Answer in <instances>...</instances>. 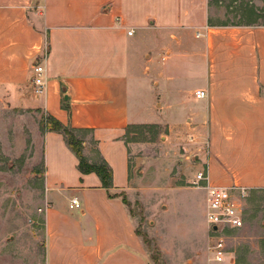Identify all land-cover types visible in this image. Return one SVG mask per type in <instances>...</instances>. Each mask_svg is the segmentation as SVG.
<instances>
[{
  "label": "crops",
  "instance_id": "1",
  "mask_svg": "<svg viewBox=\"0 0 264 264\" xmlns=\"http://www.w3.org/2000/svg\"><path fill=\"white\" fill-rule=\"evenodd\" d=\"M0 89L15 106L90 131L99 154L86 142L85 157L112 169L108 192L79 172L63 135L42 134L46 264H151L123 201L136 181L129 127L164 128L170 153L184 144L213 185L264 190V25L213 24L209 0H0ZM169 187L164 212L177 206L168 192L193 189ZM73 198L82 209H70Z\"/></svg>",
  "mask_w": 264,
  "mask_h": 264
},
{
  "label": "rangeland",
  "instance_id": "2",
  "mask_svg": "<svg viewBox=\"0 0 264 264\" xmlns=\"http://www.w3.org/2000/svg\"><path fill=\"white\" fill-rule=\"evenodd\" d=\"M209 5L213 24L264 25V0H209ZM8 98L0 89V264H46L41 147L48 117L35 108L15 106ZM75 134L88 142L91 155L98 159L90 134ZM164 135V128L156 126L126 131L136 181L131 194L123 197L151 264H214L208 251L209 230L204 242L206 201L192 183L193 153L185 160L184 144H179L177 154L170 153ZM165 174L172 180L164 181ZM170 184L193 189L168 192L177 206L164 212ZM245 215L244 228L228 232L234 264H264V190L251 192Z\"/></svg>",
  "mask_w": 264,
  "mask_h": 264
},
{
  "label": "built area",
  "instance_id": "3",
  "mask_svg": "<svg viewBox=\"0 0 264 264\" xmlns=\"http://www.w3.org/2000/svg\"><path fill=\"white\" fill-rule=\"evenodd\" d=\"M116 22L119 24L120 19H117ZM43 74L44 68L40 63L36 64L33 67L31 80L33 93L36 97L43 96L46 91ZM196 95L198 98H204L207 93L199 91ZM192 183L195 188L206 191V221L210 238H212L208 246L210 260L214 264H234L228 246V232L239 231L244 228L245 207L251 195L250 190L235 185L224 187L211 184L208 168H203L197 172ZM70 209H82V205L77 198L71 200Z\"/></svg>",
  "mask_w": 264,
  "mask_h": 264
},
{
  "label": "trees",
  "instance_id": "4",
  "mask_svg": "<svg viewBox=\"0 0 264 264\" xmlns=\"http://www.w3.org/2000/svg\"><path fill=\"white\" fill-rule=\"evenodd\" d=\"M43 126H44V130L57 132V133H60L61 135H63V137L66 141V144L68 145V147L72 150V152L78 158V161H79L78 170H79V172L83 175H88L91 173L96 174L100 178L103 188L109 192V190L113 186L112 169L102 159L98 163H90L83 153L84 140L79 139L75 134L76 132H82V133H89L90 134V131L70 129L68 127L63 126L59 121H57L51 117H48L47 121L43 123ZM96 154L97 155L99 154L98 151H96ZM110 197H111V195H110ZM123 201L127 204L125 198H123Z\"/></svg>",
  "mask_w": 264,
  "mask_h": 264
},
{
  "label": "water",
  "instance_id": "5",
  "mask_svg": "<svg viewBox=\"0 0 264 264\" xmlns=\"http://www.w3.org/2000/svg\"><path fill=\"white\" fill-rule=\"evenodd\" d=\"M65 99H67L66 97H65ZM217 229V228H216Z\"/></svg>",
  "mask_w": 264,
  "mask_h": 264
}]
</instances>
